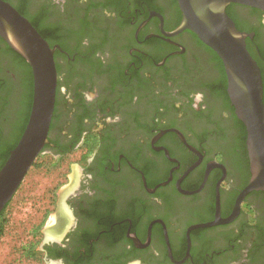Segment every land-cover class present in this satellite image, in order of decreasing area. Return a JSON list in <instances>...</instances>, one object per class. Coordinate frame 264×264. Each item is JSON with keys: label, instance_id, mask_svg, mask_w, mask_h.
<instances>
[{"label": "flooded vegetation", "instance_id": "af4514ba", "mask_svg": "<svg viewBox=\"0 0 264 264\" xmlns=\"http://www.w3.org/2000/svg\"><path fill=\"white\" fill-rule=\"evenodd\" d=\"M2 1L54 51L56 100L41 155H67L88 125L101 123L94 157L67 199L69 211L51 228L44 260L233 264L238 253L245 258L250 234L246 259L234 264H264V192L248 193L235 214L251 179L247 131L226 96L221 59L193 32L175 33L183 19L178 1ZM227 13L247 34L264 83V10L233 3ZM11 57L28 69L21 85L13 72L5 77ZM68 82H77L80 99L60 98ZM94 84L98 90L86 97ZM19 89L30 91L33 104L32 67L0 36V170L13 145Z\"/></svg>", "mask_w": 264, "mask_h": 264}, {"label": "water", "instance_id": "95a60500", "mask_svg": "<svg viewBox=\"0 0 264 264\" xmlns=\"http://www.w3.org/2000/svg\"><path fill=\"white\" fill-rule=\"evenodd\" d=\"M177 1L183 19L175 33L193 32L221 59L228 81V96L247 131L251 179L237 200L236 214L248 193L264 192V83L261 68L247 48V34L238 30L227 13V7L234 3L264 10V0ZM0 36L28 62L34 75V97L28 124L0 170L1 213L49 143L57 69L54 51L48 42L26 18L2 0Z\"/></svg>", "mask_w": 264, "mask_h": 264}, {"label": "rangeland", "instance_id": "374dc122", "mask_svg": "<svg viewBox=\"0 0 264 264\" xmlns=\"http://www.w3.org/2000/svg\"><path fill=\"white\" fill-rule=\"evenodd\" d=\"M100 56L105 61H109L104 55ZM11 60H14V63L11 65L10 62V72L5 77L7 75L11 77L13 72L19 78L18 84L21 85V81L27 79L28 69L14 58ZM215 67H217L216 75L219 76L221 70L219 64ZM212 77L215 81L213 74ZM67 84L70 88L68 91L63 89L64 94L60 95V98L64 97L65 100L68 96L72 101L80 99L81 95L76 93L77 82ZM64 87L65 84L61 86V88ZM98 88V84L88 88L84 91L86 97L95 94L94 91ZM17 94L18 99L15 105L17 108L14 111L19 112V115L17 114L16 121L14 122L12 118V111L8 114V118L11 115L10 125L14 129L11 137L12 144L17 140L19 130L24 125L31 102L28 89H23L21 92L19 89ZM20 97L22 98L21 105L19 104ZM98 122L100 123L97 118L88 125L89 131L83 136L80 144L67 155L45 153L36 159L14 197L0 213V264H50L44 260V243L50 236H54L51 228L57 223L59 212L69 211L67 199L79 190L82 171L88 169L90 160L94 157V151L98 146V135L95 132L98 130L96 125ZM243 209L249 216V222L254 223L252 209L246 205ZM55 237L60 239L63 236L56 235ZM251 239L252 235L249 234L244 241L243 256L245 258L238 253L236 260L239 261L235 262L239 263L246 259L247 248H250L252 244Z\"/></svg>", "mask_w": 264, "mask_h": 264}, {"label": "trees", "instance_id": "16d2710c", "mask_svg": "<svg viewBox=\"0 0 264 264\" xmlns=\"http://www.w3.org/2000/svg\"><path fill=\"white\" fill-rule=\"evenodd\" d=\"M225 89H226V84H225ZM225 93H226V96H228L227 95V92H226V90H225ZM33 95H31V97H32ZM31 105H32V98H31V103H30V110H31ZM30 110H29V112H28V115H27V117L25 118V121H24V125L20 128V130H19V134H18V136H17V140L15 141V143H13V145L10 147V149L7 151V153H6V158H5V160H4V163H3V165L5 164V162L7 161V159H8V157H9V155H10V152L17 146V144L19 143V140L21 139V137H22V135H23V133H24V131H25V128H26V126H27V124H28V121H29V117H30ZM243 129H244V132H245V134H246V129H245V127L243 126ZM2 165V166H3ZM2 168V167H1Z\"/></svg>", "mask_w": 264, "mask_h": 264}]
</instances>
